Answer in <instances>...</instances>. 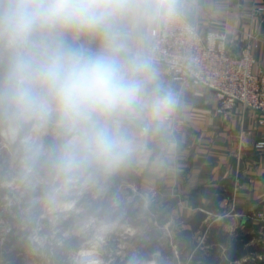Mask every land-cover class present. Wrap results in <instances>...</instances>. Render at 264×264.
Instances as JSON below:
<instances>
[{"label":"clouds","instance_id":"9594fccd","mask_svg":"<svg viewBox=\"0 0 264 264\" xmlns=\"http://www.w3.org/2000/svg\"><path fill=\"white\" fill-rule=\"evenodd\" d=\"M190 16L189 0H0V140L33 205L65 204L148 153L172 164L182 99L151 33L193 34ZM73 264L102 262L81 248Z\"/></svg>","mask_w":264,"mask_h":264},{"label":"crops","instance_id":"0c3cea01","mask_svg":"<svg viewBox=\"0 0 264 264\" xmlns=\"http://www.w3.org/2000/svg\"><path fill=\"white\" fill-rule=\"evenodd\" d=\"M189 2L190 19L203 29L210 24L227 29L228 45L234 53L247 43L245 33L257 35L258 45L252 51L256 67L264 68V0ZM257 7H263V10L257 11ZM159 70L161 72L160 67ZM161 75L180 92L182 107L178 114L187 120L185 131L176 138L173 162L167 168L154 169L149 164L151 154L148 153L137 164L121 172L128 174L129 182L135 181L147 196L150 193L155 196L158 204L164 206L156 210L160 214L169 217L185 214L190 217V224L200 209L207 210L208 216L199 228L208 226V233L226 235L224 242H216L220 243L217 251L221 260L233 243H243L239 248L245 254L229 264H259L264 260V220L254 217L258 211L264 213V149L255 147L257 141L264 139V124L260 122L259 114L239 106L230 114H217L213 91L191 82L181 85L167 79L162 72ZM150 143L152 141H146V144ZM13 170L12 160L2 159L0 155L1 195L9 193L5 188L8 184L20 185ZM220 196L222 198L216 204ZM230 199L234 202L229 207L226 204ZM169 202H173L171 209L167 208ZM246 236L248 239L243 241ZM237 237H240L238 242L234 241ZM7 243L13 252H17L18 243L24 242L13 235ZM210 247L195 241L184 264H195L193 253L204 255ZM60 264L70 263L62 259Z\"/></svg>","mask_w":264,"mask_h":264},{"label":"built area","instance_id":"2783aa9c","mask_svg":"<svg viewBox=\"0 0 264 264\" xmlns=\"http://www.w3.org/2000/svg\"><path fill=\"white\" fill-rule=\"evenodd\" d=\"M256 10L261 11L263 7H257ZM190 21L194 28L193 34L181 30H152L151 40L162 74L181 85L191 82L213 91L216 99L214 112L217 114H230L239 106L256 111L260 122L264 124V68L256 67V57L252 51L258 45L257 35L245 33L247 43L238 53H234L229 48L225 27L210 24L203 29L195 21ZM186 127V118L177 113L173 121L175 138ZM255 147L263 150L264 139L257 141ZM6 187L9 193L0 194V197L10 200L11 196L16 195V200L21 203L28 196L21 185L10 183ZM27 199L32 200V195ZM233 202L230 199L226 206H232ZM7 203L11 206V202ZM19 214L22 211H14L12 207L0 209V264H60L62 259L73 264L74 252L85 248L84 243H63V240L59 243H36V230H41L43 225L33 227L32 219L15 221ZM254 217L264 220L263 211H258ZM13 235L19 241L27 237L30 243H18L17 252H13L10 243H7ZM87 249L102 264L111 263L112 257H108L106 251L95 245Z\"/></svg>","mask_w":264,"mask_h":264},{"label":"rangeland","instance_id":"374dc122","mask_svg":"<svg viewBox=\"0 0 264 264\" xmlns=\"http://www.w3.org/2000/svg\"><path fill=\"white\" fill-rule=\"evenodd\" d=\"M0 146L2 159L11 161L10 146L2 140ZM129 180L128 174L119 172L56 208L33 205L28 196L21 203L16 200V195L10 200L0 197V209L12 207L14 211H22L15 221L32 219L33 227L43 225L41 230H36V243L62 240L63 243H74L70 241L74 238L77 243H84L85 248L95 245L106 251L108 257H112V263L118 257L130 259L135 255L141 264H184L190 257L193 243L204 242L208 226L193 230L190 217L185 214L169 217L156 212L164 206L158 204L152 193L147 196L144 189ZM7 202H11V206ZM172 205L173 202H169L167 208L171 209ZM145 210L147 215L143 213ZM90 238H95L94 245L88 243ZM28 241L24 237L22 242Z\"/></svg>","mask_w":264,"mask_h":264},{"label":"trees","instance_id":"16d2710c","mask_svg":"<svg viewBox=\"0 0 264 264\" xmlns=\"http://www.w3.org/2000/svg\"><path fill=\"white\" fill-rule=\"evenodd\" d=\"M216 206V205H215ZM240 237H237L234 241L238 242V239ZM248 239V236L243 238V241H246ZM213 240H215V243H211ZM226 240V235L223 236L222 234L215 233V232H210L207 233L204 244L210 245L211 247L207 249V253L204 255H201L200 252H195L193 253V263L196 264V262L200 261L201 264H229L230 261H236L243 254H245L242 249L239 247L242 246L243 243H233V247L231 249H227L226 251V256L223 260L220 259L219 253H218V244L216 243L219 241H225ZM70 241H73L74 243H77L76 239L70 238ZM129 258H121L118 257L113 263L111 262L110 264H128ZM259 264H264V260L262 259Z\"/></svg>","mask_w":264,"mask_h":264},{"label":"water","instance_id":"95a60500","mask_svg":"<svg viewBox=\"0 0 264 264\" xmlns=\"http://www.w3.org/2000/svg\"><path fill=\"white\" fill-rule=\"evenodd\" d=\"M222 197H218L216 200V204L220 201ZM208 216V211L204 210V209H200L196 215L194 216V218L190 221L191 227L193 230H197L202 224L203 222L206 220ZM1 217V215H0Z\"/></svg>","mask_w":264,"mask_h":264}]
</instances>
